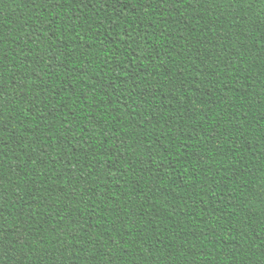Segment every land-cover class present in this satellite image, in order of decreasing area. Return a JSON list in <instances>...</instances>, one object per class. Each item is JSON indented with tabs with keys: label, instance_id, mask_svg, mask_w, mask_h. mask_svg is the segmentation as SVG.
<instances>
[{
	"label": "trees",
	"instance_id": "16d2710c",
	"mask_svg": "<svg viewBox=\"0 0 264 264\" xmlns=\"http://www.w3.org/2000/svg\"><path fill=\"white\" fill-rule=\"evenodd\" d=\"M264 0H0V264H264Z\"/></svg>",
	"mask_w": 264,
	"mask_h": 264
},
{
	"label": "snow or ice",
	"instance_id": "6c2138e0",
	"mask_svg": "<svg viewBox=\"0 0 264 264\" xmlns=\"http://www.w3.org/2000/svg\"><path fill=\"white\" fill-rule=\"evenodd\" d=\"M261 24L264 25V18H261Z\"/></svg>",
	"mask_w": 264,
	"mask_h": 264
}]
</instances>
